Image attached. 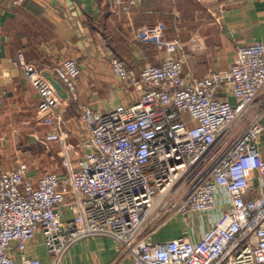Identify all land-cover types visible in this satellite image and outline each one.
Instances as JSON below:
<instances>
[{
  "label": "built area",
  "instance_id": "built-area-1",
  "mask_svg": "<svg viewBox=\"0 0 264 264\" xmlns=\"http://www.w3.org/2000/svg\"><path fill=\"white\" fill-rule=\"evenodd\" d=\"M114 6L129 11L122 0ZM153 43L166 54L160 65L135 71L110 59L118 80L140 93L136 103L109 112L80 106L84 156L76 164L59 130V92L47 72L20 58L40 97L38 118L58 126L46 142L60 144L66 173L37 184L26 165L0 173V264H41L29 255L39 233L53 264L100 237L135 264H264V43L238 47L228 70L202 78L185 71L180 40ZM52 72L78 104L77 61ZM255 174L262 193L248 200ZM176 220L183 236L154 240Z\"/></svg>",
  "mask_w": 264,
  "mask_h": 264
},
{
  "label": "crops",
  "instance_id": "crops-1",
  "mask_svg": "<svg viewBox=\"0 0 264 264\" xmlns=\"http://www.w3.org/2000/svg\"><path fill=\"white\" fill-rule=\"evenodd\" d=\"M137 3L138 6H133L131 0H122L129 10L125 14L114 6L115 0L22 3L0 0V173L26 164L11 167L14 160L9 159V154L15 137H30L57 150L55 154L44 155V159L55 163L45 167L41 175L31 174L34 165L26 164L28 178L33 182L37 184L45 175L66 173L60 144L46 142V137L58 126H46L38 118L40 97L18 64L21 57L47 72L49 80L61 87L59 130L73 146L72 159L76 164L84 156L80 147L85 137L80 106L109 112L119 105H132L140 98L135 88L113 74L111 58H118L128 69L140 71L148 65H160L166 58L165 51L153 43L154 39H178L184 45L185 71L202 78L211 71L228 70L238 47L264 43V0H137ZM67 60H75L81 67V75L75 81L78 104L69 103L66 88L52 72ZM260 147L264 152V137ZM261 193L260 179L255 174L254 189L247 199L258 198ZM184 234L185 225L177 220L164 227L154 240L176 239ZM12 255L20 261L17 250ZM29 255L38 258L41 264H53L41 233L30 246ZM60 264L135 263L116 241L100 237L74 245Z\"/></svg>",
  "mask_w": 264,
  "mask_h": 264
},
{
  "label": "rangeland",
  "instance_id": "rangeland-1",
  "mask_svg": "<svg viewBox=\"0 0 264 264\" xmlns=\"http://www.w3.org/2000/svg\"><path fill=\"white\" fill-rule=\"evenodd\" d=\"M11 143L13 144V147H11L12 149L10 150L9 159L14 160L11 167H17L18 164L26 162L29 166L34 165L31 168V174L35 176L45 173V167L55 163L54 161L44 159V155L55 154L57 153V150L52 147L42 146L33 138L15 137Z\"/></svg>",
  "mask_w": 264,
  "mask_h": 264
},
{
  "label": "water",
  "instance_id": "water-1",
  "mask_svg": "<svg viewBox=\"0 0 264 264\" xmlns=\"http://www.w3.org/2000/svg\"><path fill=\"white\" fill-rule=\"evenodd\" d=\"M51 81H52L53 86L56 88V90L60 92L61 87L55 81H53V80H51Z\"/></svg>",
  "mask_w": 264,
  "mask_h": 264
}]
</instances>
